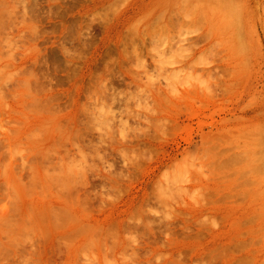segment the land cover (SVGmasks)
I'll list each match as a JSON object with an SVG mask.
<instances>
[{
	"label": "rangeland",
	"instance_id": "1",
	"mask_svg": "<svg viewBox=\"0 0 264 264\" xmlns=\"http://www.w3.org/2000/svg\"><path fill=\"white\" fill-rule=\"evenodd\" d=\"M0 264H264V0H0Z\"/></svg>",
	"mask_w": 264,
	"mask_h": 264
}]
</instances>
